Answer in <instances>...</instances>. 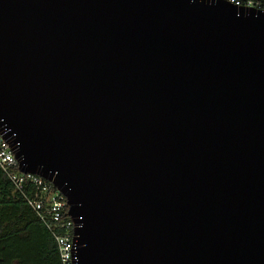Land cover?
<instances>
[{
	"label": "water",
	"instance_id": "obj_1",
	"mask_svg": "<svg viewBox=\"0 0 264 264\" xmlns=\"http://www.w3.org/2000/svg\"><path fill=\"white\" fill-rule=\"evenodd\" d=\"M0 133L73 264H264V9L0 0Z\"/></svg>",
	"mask_w": 264,
	"mask_h": 264
},
{
	"label": "built area",
	"instance_id": "obj_2",
	"mask_svg": "<svg viewBox=\"0 0 264 264\" xmlns=\"http://www.w3.org/2000/svg\"><path fill=\"white\" fill-rule=\"evenodd\" d=\"M237 6L262 8L258 0H228ZM0 169L20 192L38 220L50 231L56 245L60 264L74 261V222L67 214L65 196L47 179L37 174L21 172L9 143L0 133Z\"/></svg>",
	"mask_w": 264,
	"mask_h": 264
},
{
	"label": "trees",
	"instance_id": "obj_3",
	"mask_svg": "<svg viewBox=\"0 0 264 264\" xmlns=\"http://www.w3.org/2000/svg\"><path fill=\"white\" fill-rule=\"evenodd\" d=\"M0 264H60L52 234L1 169Z\"/></svg>",
	"mask_w": 264,
	"mask_h": 264
}]
</instances>
